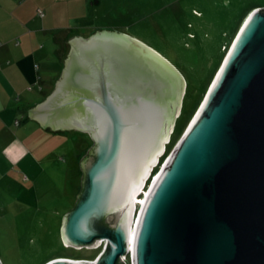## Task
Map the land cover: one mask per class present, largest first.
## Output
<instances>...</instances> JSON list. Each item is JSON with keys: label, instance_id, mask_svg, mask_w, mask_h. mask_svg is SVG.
Masks as SVG:
<instances>
[{"label": "water", "instance_id": "1", "mask_svg": "<svg viewBox=\"0 0 264 264\" xmlns=\"http://www.w3.org/2000/svg\"><path fill=\"white\" fill-rule=\"evenodd\" d=\"M240 22L149 186L182 76L125 32L66 37L52 87L26 114L89 137L59 232L63 244L101 246L42 264H264V6Z\"/></svg>", "mask_w": 264, "mask_h": 264}, {"label": "rangeland", "instance_id": "2", "mask_svg": "<svg viewBox=\"0 0 264 264\" xmlns=\"http://www.w3.org/2000/svg\"><path fill=\"white\" fill-rule=\"evenodd\" d=\"M52 2L49 22L68 25L70 33L83 36L101 28L125 32L155 50L182 76L179 104L175 105L178 109L173 119L175 125L172 124L168 132V140L160 154L162 157L153 172L161 165L160 161L196 108L230 43L235 23L239 21L238 27L253 5L264 6V0ZM40 4L45 7L48 3ZM245 10V15L241 16ZM218 53L220 56L214 65ZM62 132L70 136V142L59 143L48 138L38 142V151L23 143L27 152L22 154L20 151V155L12 151L8 142L0 144L1 264H42L49 257L64 254L93 257L101 246V242L87 246L62 243L59 232L61 216L71 207L79 189L77 157L90 143L84 131L70 128ZM32 134L39 136L41 133L33 131ZM27 141L33 145L36 143ZM43 149L48 151L42 155ZM76 151L79 152L77 156ZM61 155L66 157L61 158ZM147 178L149 183L150 177ZM123 257L128 259L127 255Z\"/></svg>", "mask_w": 264, "mask_h": 264}, {"label": "crops", "instance_id": "3", "mask_svg": "<svg viewBox=\"0 0 264 264\" xmlns=\"http://www.w3.org/2000/svg\"><path fill=\"white\" fill-rule=\"evenodd\" d=\"M52 6V0H0V144L8 142L17 155L27 152L23 143L38 151V142L48 138L70 142L64 129L41 126L26 114L52 87L68 47L66 37L74 33L68 25L48 21Z\"/></svg>", "mask_w": 264, "mask_h": 264}, {"label": "bare ground", "instance_id": "4", "mask_svg": "<svg viewBox=\"0 0 264 264\" xmlns=\"http://www.w3.org/2000/svg\"><path fill=\"white\" fill-rule=\"evenodd\" d=\"M241 21H242V19H241ZM196 113V112H195ZM169 137V136H168ZM162 146V145H161ZM158 162V161H157ZM156 162V163H157ZM160 163H161V161H160ZM162 164V163H161ZM153 173V174H152ZM158 174V172H157V170L156 171H151L150 173H149V175L147 176V177H150L149 179H150V182L148 183V185L147 186H149L152 182H153V180L155 179V177H156V175ZM142 189H144V187L142 188ZM143 194L145 195V192H143ZM141 195V196H140ZM140 195H135V199H134V205H133V207H132V209L134 208V210H135V204L137 203H141L142 201H143V195L142 194H140ZM132 222V217H131V219H130V222H129V229H128V235H129V240L131 239V233H132V228H133V224L131 223ZM92 244H94V243H92ZM89 245H91V244H89ZM130 246V245H129ZM131 247V246H130Z\"/></svg>", "mask_w": 264, "mask_h": 264}, {"label": "trees", "instance_id": "5", "mask_svg": "<svg viewBox=\"0 0 264 264\" xmlns=\"http://www.w3.org/2000/svg\"><path fill=\"white\" fill-rule=\"evenodd\" d=\"M258 5H259V4H258ZM253 6H255V5H253ZM38 9H39V8L36 9V10H37V13H41V12H38ZM248 9H249V8H248ZM39 10H40V9H39ZM40 11H41V10H40ZM246 11H247V10L243 11V12L241 13V16H242ZM244 15H245V14H244ZM241 16H240V17H241ZM239 19H240V18H239ZM238 22H239V21H237V22L235 23V25L233 24V25H234L233 28H232L233 30L231 29V30L233 31V33H234L235 30H236V27H237ZM235 26H236V27H235ZM231 33H232V32H231ZM233 33H232V35H233ZM230 35H231V34H230ZM229 40H230V39H229ZM219 56H220V53H218V55H217V57H216V59H215V61H214V65L217 63ZM218 63H219V62H218ZM174 123H175V122L173 121V125H175ZM161 157H162V155L159 156V159H160ZM155 166H156V165L153 166L152 170L155 168ZM56 256H60V255H56ZM63 256H65V257L68 256V257H69L68 254H64ZM52 257H53V256H52ZM70 257L72 258V257H78V256H70ZM49 258H51V257H49ZM49 258H47V259H49ZM45 260H46V259H45Z\"/></svg>", "mask_w": 264, "mask_h": 264}, {"label": "clouds", "instance_id": "6", "mask_svg": "<svg viewBox=\"0 0 264 264\" xmlns=\"http://www.w3.org/2000/svg\"><path fill=\"white\" fill-rule=\"evenodd\" d=\"M153 174V173H152ZM147 183V182H146ZM98 251V250H97ZM96 251V252H97ZM96 252H95V254H96ZM126 256V255H125ZM73 258H75V257H73ZM87 258H92V257H87ZM127 262H126V264L128 263V259L126 260Z\"/></svg>", "mask_w": 264, "mask_h": 264}, {"label": "built area", "instance_id": "7", "mask_svg": "<svg viewBox=\"0 0 264 264\" xmlns=\"http://www.w3.org/2000/svg\"><path fill=\"white\" fill-rule=\"evenodd\" d=\"M38 12H41L39 9H38ZM124 260H125V258L124 257H122Z\"/></svg>", "mask_w": 264, "mask_h": 264}]
</instances>
